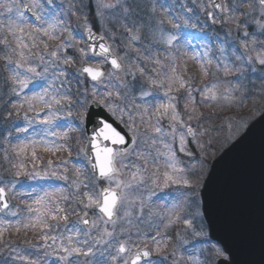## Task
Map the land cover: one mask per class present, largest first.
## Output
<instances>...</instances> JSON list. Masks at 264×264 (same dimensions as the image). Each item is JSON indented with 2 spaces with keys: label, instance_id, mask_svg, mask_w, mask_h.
I'll list each match as a JSON object with an SVG mask.
<instances>
[{
  "label": "snow or ice",
  "instance_id": "snow-or-ice-1",
  "mask_svg": "<svg viewBox=\"0 0 264 264\" xmlns=\"http://www.w3.org/2000/svg\"><path fill=\"white\" fill-rule=\"evenodd\" d=\"M211 6L224 14L223 24L235 25V31L242 35L231 49L232 64L218 59L216 72L213 73L209 67L212 60H206L199 79L207 82L197 87L194 77L186 78L183 74L186 63L182 67L178 62L181 41L191 44L187 35L182 36L181 29L196 27L190 19L182 23L177 22L179 18L168 20L171 29L175 30L173 33L162 27L165 23L162 19L153 26L141 14L143 8L137 0H111L109 3L97 0L99 15H103L100 9H106L116 16L120 29L127 34V47L137 53V61L153 65L151 71L146 72L145 67L116 56L111 45L106 43H90L87 49L74 45L77 37L69 30L67 18L58 16V11L64 6L54 4L53 0H0V51L3 52L0 60L4 61L8 72L5 82L9 83L12 94L20 97L30 85L44 81L39 91L13 103L17 115L27 105L24 119L28 121V127H16L15 132L26 133L35 122L29 119L28 111L34 112L37 117H41L43 112L38 123L49 126L47 134L62 141L33 139L18 143L12 147L15 161L9 160L6 150L4 158L15 169V177L27 175L35 179L40 176L39 172L26 173L24 160L20 159L27 157L31 149L29 159L35 168L34 162L39 159L35 147L38 143L46 152L64 151L71 157L70 141L73 138L69 133L76 129L65 125L66 131H55L60 127L57 121L66 109L75 108L79 120L83 122L89 118L88 109L92 104L102 105L125 123L133 137L141 134L144 143L153 149L138 151L136 139L131 140L132 148L118 150L109 146L127 145L129 139L112 123L101 120L98 131L89 140L91 154L87 147L79 149L86 163L77 165L70 160H62L65 174L56 171L45 173V176L64 181L70 180L68 173H71L72 190L69 194L60 195L58 200H52L54 193L48 191L35 197L32 191L24 194L32 198V203L24 202L25 210L30 214L26 222L20 217L18 208H10L9 192L15 189V183L10 186L0 184V213L17 217L15 220L0 219V245L11 247V242L6 241L4 236L12 230L19 233L21 230L39 229L40 239L44 241L39 247L45 249L44 256H54L61 264H110V261L111 264H164L166 257L162 254L170 246L167 257L171 258V264H217V257L221 258L220 264H232L227 256V245L223 248L209 246L203 260L194 250L188 249L189 244L207 237L202 222L205 214L210 221L207 190L212 174L203 185V198L199 189L206 170L207 146L212 144V138L204 139L209 134L206 121L212 116H205L200 109L207 106L220 109L244 107L245 100L253 95L246 92L241 82L222 79L220 73L223 77L236 73L239 78L244 75L245 66H264V0H238L232 5L211 0ZM74 9L75 5H69L67 10L75 15L78 9ZM151 12H156L155 7L151 8ZM28 14L36 23L30 22ZM207 15L212 23L217 22L212 11H208ZM84 19L86 21L87 17ZM249 25H255L254 32L248 31ZM86 31L89 41L105 39L104 36L96 37L91 27H87ZM65 32L67 37H64ZM231 33L232 29H229V35ZM55 40L61 42L49 50L50 42ZM70 47L79 53L77 58L67 54ZM140 49H143V54ZM161 51L166 55L161 57ZM219 51L223 54L225 49L221 47ZM77 60L81 66L76 72L80 77L90 78L92 87L84 88L82 92L78 89L77 98L73 99L67 68L76 64ZM236 62L240 63L237 65ZM103 64H110L107 72L101 66ZM251 71H256V68L251 67ZM129 76L131 80L127 79ZM77 83L83 84L84 80L78 79ZM161 89L163 97L156 95ZM261 96L264 97V90ZM261 111L264 112V108ZM72 115V111H67V116ZM226 124L229 129L227 139L247 128L246 122L237 126L231 117L227 118ZM11 135L12 132H9L8 136ZM189 137L198 154L189 148ZM177 153L190 159L184 161ZM47 165L50 167L52 161H47ZM174 186L182 190L167 193L172 199H166L163 208L156 206L153 198ZM57 191L63 193L64 190ZM193 204L195 211L187 212L186 209ZM90 211L93 215L89 214ZM70 216L74 219L70 220ZM197 219L201 221L199 230L194 224ZM148 221H151L153 231L142 232L139 225ZM177 228L179 230L175 231L174 239L169 231ZM25 243L31 242L25 240ZM16 252V248H11L9 259L39 264L38 259L29 256H12ZM154 254L160 259L154 260ZM5 264H8L7 260Z\"/></svg>",
  "mask_w": 264,
  "mask_h": 264
},
{
  "label": "rangeland",
  "instance_id": "rangeland-1",
  "mask_svg": "<svg viewBox=\"0 0 264 264\" xmlns=\"http://www.w3.org/2000/svg\"><path fill=\"white\" fill-rule=\"evenodd\" d=\"M75 1H77V4H74V5L77 6V7L80 6L82 8V11L78 10V13L79 12H82V13L77 15V19L80 18V21H79L80 22V26L82 28L89 27V26H91L93 24L95 26H97L101 30V32L109 39L113 50L117 54L119 53L118 56L123 58V59H125V60H127V61H129V62H131L134 59L133 55H135V52L132 49L127 47L128 37H127V35H123L124 33L122 32V30L119 27V24L117 23V18H116V16L112 15L111 10L100 9L99 11L102 12L103 15H99L98 11H97V0H75ZM154 1L155 0H137V3H139L142 6L143 11L145 10L147 12V14L151 15V17L148 18V19L152 20L151 24L153 26H155L157 21L160 20V19L158 18V16L155 15V13L151 12V8L149 7L150 5H147V4L153 3ZM192 1L196 2L197 0H192ZM210 1L211 0H209V2H208V0H207L208 3H210ZM222 1L224 3V0H222ZM61 2L62 1H59V3H61ZM103 2L104 3H109V2H111V0H103ZM89 3H90V5H92V6L94 5L95 6V7L93 6L92 10H90L91 11V16H93L92 17L93 24H89L88 21L87 20L85 21V19H84L85 17H87V19L89 17V15H88ZM233 3H238V0H230V3L228 5H232ZM163 11H164V17H163L164 20H167V21L170 20V19L173 20V18L175 20H177V18H179L178 16H176L174 14V11L171 10L170 8H168V9L164 8ZM208 11H212L215 19L217 20L218 23H220L219 19H221L224 14L223 13H221V14L214 13V11L212 9H208ZM141 14L145 15L144 12H142ZM117 15H119V14L117 13ZM206 16H208L206 13L203 16H201V17H203V22H204V20L206 21V19H205ZM66 18L68 20V16H66ZM73 22H74V20H73ZM79 22H77V23H79ZM177 22L182 23L180 18H179V20ZM249 26H250V29L254 32L255 31V25H249ZM226 28H227L228 32H229V29H232V33H231L230 37H232V39H235V37L237 35V32L235 31V25L229 24V25H226ZM73 29H74V27H69V30L72 31V32H73ZM76 33H77L76 31H75V34L73 33V35H75L77 37V39L73 42L74 45H76L77 47H85L84 46V44H85L84 35H83V37H82V35H81V37L80 36L78 37V34H76ZM239 34L242 35V33H239ZM189 36L191 38V44L190 45L192 47H194V48H192L191 53L195 54L196 57H197L195 59V65L198 68H201L202 64L204 63V62H201V59H202V57H204L206 55L204 54L203 51L199 52V50H198V48L196 46V43L194 42L193 35L190 34ZM64 37H67V32L64 33ZM109 37H112V38H109ZM60 42H61L60 40L52 41L53 44L50 43V48L54 49L55 46L57 44H59ZM120 46L124 47V49L122 48L123 52H121V50L119 49ZM209 46H210V43H208L205 46L207 55L210 53ZM219 47H222V45H219ZM70 48H71V50L74 53L77 54V56H79V53L75 51V48H73V47H70ZM52 49H50V50H52ZM86 49H87V46H86ZM67 52H68V50H67ZM2 62H4V61L2 60ZM2 62L0 61V66L4 68V65L2 64ZM101 66L106 67L107 71L110 69L107 64H103ZM251 67H255L256 71H254V72L251 71ZM247 70H248L247 73H246V70H245V72H244L245 74L243 76H245L248 79L258 80V76L264 75V66H259V65H255L254 64L252 66H248ZM75 73L76 74L72 78L73 83H75V85H73V86L79 87L78 89L81 92L83 91L84 88L91 89V87L89 86V82L85 81L83 77H80L77 72H75ZM195 78H198V82H197L198 85L196 84L197 87H199L202 82L203 83L207 82L206 80L205 81H201L198 76H195ZM78 79H83L84 83L83 84H78L77 83ZM127 79L131 80V77L129 76V77H127ZM229 81H231V80H229ZM262 81H264V79ZM2 84H3L2 81H0V96H1V91H2ZM242 85L246 89V92H251V93H253V95H251L248 99L245 100V106L244 107H235L236 111H239L238 113H239L240 116L232 118V122L235 123L237 126H239L240 124H243L244 122H246L247 124L250 123L251 121H253L257 116H259L262 113L261 109L264 108V97L261 96V91L264 90V83H262L260 86H258L256 88L252 87L249 90H247V86H245V83H242ZM31 86L32 85H30V87ZM101 90H103L102 86H101ZM75 93L76 92L74 91L73 94H75ZM14 102H16V101H12V105H13ZM0 106H1V102H0ZM219 110H221V114L223 116L226 115L229 112V109L214 108V113H217L215 111H219ZM67 111H69V110L66 109L61 114V119L59 121H57V124L60 125V127L55 128V131H66L67 128L65 127V125H71L73 128L76 129V131L73 132V134L75 136V140H73V142L76 141L75 143L77 145V141H79V144L76 147L75 143H73L72 144V148H75V147L77 148V153L74 154V159H75V163L78 164L77 156H79L81 154L79 152V149L83 148V144L84 143H83L82 137H77L78 134H79L78 133V128H76L75 125H74V122L76 120H78V116H76V117H74L73 115L72 116H67ZM28 112H30V111H28ZM32 113H33L34 116H31L30 119L34 120L35 122L31 125V127H29L28 132L20 133L21 135L18 137L20 139V141H18V143H22V142L23 143H27L28 141H31L33 139H35L37 141L47 140V141H57L58 143H62V141L57 140V137H54V136H51V135L47 134L46 130L48 129L49 126L38 123V121H39V119L41 117H37L34 112H32ZM225 121H227V120H225ZM219 125L220 126L224 125V122L220 121ZM23 127H28V121H27L26 124H24ZM212 128L219 129L216 123L213 124ZM0 130H1V126H0ZM212 130H214V129H212ZM244 131H245V128L241 129L239 132H237L235 135H233L231 139H227V137L229 135V129L227 128V125H225L223 127V129H220L219 133L214 136L215 144L217 145V147H221V146L222 147H226L232 141H234L238 136H240ZM11 132H13L12 129H11ZM4 135H5V130H4V133L0 132V144L3 142L2 138L6 136V135L5 136ZM69 135L71 136V132L69 133ZM21 140H23V141H21ZM148 146H150V145L144 143V139H143V144H142L141 148L145 149ZM211 146H212V149H211V151L209 153H207V156H206V170H205V172L203 173V175L201 177V181H200L201 182V186L203 184L204 178H205L207 170L209 168V163L212 161V158L216 156V154H219L221 152V148L215 150L213 144H211ZM35 147H36L37 156L39 157V159L35 160V162H34L36 167L33 168V161L31 159H29L31 157V149H30L28 154H27V157H23L24 158V163L26 165L25 172L26 173L39 172L40 176L35 178V179H32V178L28 177L27 175H21L20 177H15L13 175V173H11L10 174V175H12L11 177H6L5 178V182L9 186H10L11 183H15V185H16L15 189L13 191L9 192V197H10L12 203L13 202L15 203V199H16V206L18 205V201H17L16 197L20 196L22 194L21 189L27 188V187L31 188L32 187L31 183L42 182L43 181L42 184L49 185L48 182H52L53 185L55 187H57L60 184H62V186H63L65 184V182H66L64 180H59V179H56L54 177L45 176V173H50L51 171H56L58 174H65V173H64L63 169L53 168L52 167L53 165H51L50 167L49 166H44L43 162H41L43 160H47V161L51 160L52 163H53L54 160L58 159V154L60 152H56V151L46 152V151H44L43 146L41 144H39V143ZM0 150L3 151L4 148L3 149L0 148ZM1 178H2V176L0 174V182H1ZM56 190H58V189H56ZM44 191H46V190H43L41 192L40 196L43 195ZM32 196L35 197L37 195H32ZM166 199L167 200H171V199H168L167 195H165L164 197H162V199H160L159 202L155 203V205L160 207V208H163L165 206ZM27 200H28L27 201L28 203H32V198L31 197L28 198ZM13 205L10 208H12V210H15L16 207H13ZM33 207H37V205L33 204ZM195 208H196V206H195V204H193L192 207L186 209V211L187 212H194ZM89 213L92 214L91 211ZM9 217H11V216H5L3 213H0V219H6V218H9ZM71 219H74V217H72ZM200 222L201 221L199 219L194 220V224L197 226L198 230H199ZM202 222H204L203 230L207 233L206 239L195 242V243H198V249L199 250L196 249V248H192L195 243L194 244H189V245H191L190 246V251L194 250L196 255L198 253L197 256H200V258L203 260V258H205V256L207 255L208 247L211 246V245H218V243L217 242L215 243L214 241H212L210 239L209 233H208V230H207V226H206L205 221H204V218H203ZM134 223H135V221H134ZM150 224H151V221H148V222H145L143 224H140L139 225L140 230L142 232L151 233L152 231H149V230H151ZM142 226H144V228ZM145 228H147V229H145ZM178 230H179V228H177L175 230H170L169 232H170V234H172V232L174 234L175 231H178ZM132 231H133V233H135V228H133ZM174 239H175V234H174ZM189 239H190V237H189ZM169 248H170V250H167V251H171V246ZM202 249H203V251H201ZM167 251L162 254L164 257H167ZM10 252H11V250H10ZM17 252L19 253L18 250H17ZM40 252L41 251L36 252V255H35L36 258L40 259ZM13 256H16V255H13ZM217 258H219V257H217ZM153 259L154 260H159L160 257L154 254ZM5 260H7L8 263H9V260H11V259H9V253L0 254V264H5ZM12 260L16 261L17 264L19 262H20V264H22L21 262H23L21 260H18L19 261L18 262L16 259H12ZM169 260L171 261L170 258H169ZM110 264H111V261H110Z\"/></svg>",
  "mask_w": 264,
  "mask_h": 264
},
{
  "label": "water",
  "instance_id": "water-1",
  "mask_svg": "<svg viewBox=\"0 0 264 264\" xmlns=\"http://www.w3.org/2000/svg\"><path fill=\"white\" fill-rule=\"evenodd\" d=\"M88 43L105 42L97 39ZM101 120L125 134L102 105L92 104L85 121L89 154V140L95 136ZM248 129L213 162L209 174L213 178L207 190L210 221L204 215L211 238L222 247L227 245L232 264H264V113ZM125 135L129 144L109 146L118 150L129 148L133 138Z\"/></svg>",
  "mask_w": 264,
  "mask_h": 264
}]
</instances>
